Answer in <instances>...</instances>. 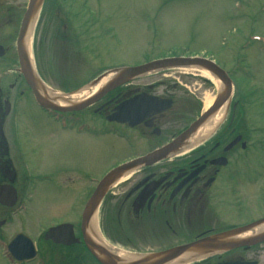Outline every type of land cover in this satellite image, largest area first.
Wrapping results in <instances>:
<instances>
[{
  "label": "flooded vegetation",
  "instance_id": "obj_1",
  "mask_svg": "<svg viewBox=\"0 0 264 264\" xmlns=\"http://www.w3.org/2000/svg\"><path fill=\"white\" fill-rule=\"evenodd\" d=\"M1 7L0 39L2 33L4 40L11 41L14 36L12 44L15 47L26 7L19 10L12 5L2 6L0 2ZM0 48V60L3 59V63L0 61V187L9 186L16 194L12 206L0 204L1 239L2 228L12 223L16 214L13 207L19 202L18 189H22L21 200L27 199L33 179L29 176V162L32 163L29 149L25 154L20 147H11L7 135L15 129L14 115L19 113L22 102L32 99L59 128L66 129L64 124L70 116L69 130L94 137L99 133L110 136L112 140H118L115 147L128 153L103 167L106 169L100 176L83 173L65 179L69 182L73 178L83 180L81 187L75 185L77 200L85 199L83 207L71 212L69 220L41 228L35 239L22 232L14 233L6 245L22 234L27 239V246L25 256L18 254L22 257H18L19 260L10 253L13 264H33L35 261L37 264H103L98 258L100 251L109 252L119 260V253H124L125 260L135 261L199 239L232 232L235 233L216 240L203 255L183 264H264V240L252 239L263 231L257 230L264 223L250 226L264 219V138L254 136L256 130H264L259 126L264 122H252L253 115L258 116L252 110L249 113V108L256 105L248 99L252 90L248 89L244 94L235 91L227 72L233 92L216 125L202 136L195 135L197 129L185 135L171 146L173 151L150 162L139 159L169 147L208 107L203 109L191 98L179 100L170 86L161 89L158 81L141 79L152 75L150 72L110 89L84 108L51 111L36 102L21 72L16 48L13 57L7 56L8 45L0 42ZM156 72L159 71L152 73ZM84 99L86 97L77 102ZM158 100H169V107L162 110L164 104ZM121 104H125L126 119L124 122L111 120ZM192 110L193 117L184 120L185 114ZM257 152L263 155L252 166L250 158ZM124 165L126 169L107 185L83 227L84 206L97 184L110 170ZM51 178L50 174L44 173L40 181L47 182ZM60 189L73 193V188L62 186L58 191ZM2 195L7 192L2 191ZM258 211L261 214L258 215ZM63 224L66 227L60 239L71 241L68 244L55 242L46 235L50 228ZM247 226L250 227L248 231L238 232ZM85 238L93 244L94 254L88 249ZM240 241L244 244H238Z\"/></svg>",
  "mask_w": 264,
  "mask_h": 264
},
{
  "label": "rangeland",
  "instance_id": "obj_2",
  "mask_svg": "<svg viewBox=\"0 0 264 264\" xmlns=\"http://www.w3.org/2000/svg\"><path fill=\"white\" fill-rule=\"evenodd\" d=\"M0 2L23 10L28 0ZM2 21L0 15V25ZM32 30L33 71L51 91L72 93L70 97L76 90H88L84 86L105 69L204 55L230 73L235 91L244 94L252 90L248 99L256 105L249 113L252 110L258 115L257 119L253 115L252 122H264V0H44ZM3 36L0 42L9 46L7 56L13 57L15 38L8 41ZM151 74L141 79L158 81L161 89L170 86L177 99L191 98L203 109L212 104L219 91L199 72L183 67ZM19 108L13 120L15 129L7 135L11 147H20L25 154L29 149V176L33 179L27 199L21 200L22 189H18L19 202L13 207L16 214L1 230L0 264H9L5 245L14 233L35 239L41 228L69 220L71 212L83 207L85 199L79 201L75 195L83 180L65 179L83 173L100 176L106 169L103 167L128 154L115 147L118 140L110 136L69 130L70 116L64 124L66 129L56 127L32 99ZM193 114V110L186 113L184 120ZM259 126L264 129V124ZM254 136L264 138V130H256ZM262 155L257 152L251 156L250 165L255 166ZM44 173L52 176L47 182L40 181ZM62 186L73 188V193L58 191Z\"/></svg>",
  "mask_w": 264,
  "mask_h": 264
},
{
  "label": "water",
  "instance_id": "obj_3",
  "mask_svg": "<svg viewBox=\"0 0 264 264\" xmlns=\"http://www.w3.org/2000/svg\"><path fill=\"white\" fill-rule=\"evenodd\" d=\"M43 1L44 0H28L26 9L24 11L20 23L18 36L15 42L16 51L19 57V61L21 63V72L23 73L27 83L30 85L36 102L38 103V105H40L43 108L56 110V111L78 110L92 104L101 96H103L107 91L124 83L129 79L139 77L149 72L176 68V67L200 68L206 72H209L220 83L222 89L221 91L218 92L212 105L203 114H201L186 129L185 132L179 135L177 139L169 147H162L158 150H155L149 153L148 155L144 156L143 158H140L139 160L151 162L165 157L168 152L174 150V147H171L173 144L181 140L185 135H189L191 132L195 131L211 114L216 112L225 103L227 104V102L229 101L232 90L231 80L229 79L225 71L221 69L217 64H215L212 60L202 57H170V58L152 60L137 66H121V67H116L112 70H108L97 76L94 80H92L88 85L85 86V87H92L96 85L100 80H102L105 76H109V79L106 82H104L91 96L87 97L82 101L79 102L76 101V103H70L69 106H63V105L61 106L59 104H55L53 102L55 100H51L47 97V92L50 90L46 86H44L43 83L34 74L33 68L29 61V56L25 52V46H24V37L27 28L34 23V19L37 13L39 12V9ZM26 63L28 65L27 67H26ZM70 94H67L66 96ZM64 99H67L65 95L63 96L59 95L57 98V100L60 101ZM139 101L141 100L139 99ZM158 103L164 104L162 110H165L169 107L170 102L169 100H158ZM125 119H126L125 104H121L119 107L116 108L115 113L111 120L124 122ZM125 167L126 165L110 170L99 181L94 192L92 193V195L90 196V198L88 199V201L84 206V211L82 213V226L90 218L91 214L93 213V210L98 204L99 199L102 196L103 192L105 191L107 185L112 180H114L119 174H121V172H123L126 169ZM2 191L7 192V195L0 196V204L4 206H12L15 203V191L13 190V188L9 186L0 187V194ZM262 223H264V219L256 221L250 226H257ZM65 227H66L65 224L52 227L48 230L46 235L48 238L52 239L55 242H62L68 244L71 241H63L60 239L61 238L60 236L63 234ZM249 229L250 227L247 226L242 229H238V232L248 231ZM232 233H225V234L222 233L220 235L210 236L209 238L206 239H199L183 246H177L157 254H151L142 257L141 259L139 258L135 261L121 260V259L119 260L115 255L106 251L105 252L100 251L98 258L103 264H167L173 260H176L179 256L183 255L185 256V260L187 261L192 258H196L200 255H203L205 253V250L213 246V243L216 240L221 239L222 237L226 235H230ZM56 236H58L59 238ZM252 239H254V241L264 240V230L259 232L258 235L253 237ZM85 242L87 244L88 249L91 252H93V249L95 250L93 244H90L86 238H85ZM238 244H244V243L240 241ZM26 246H27L26 237H24V235L22 234H19L15 238H13L12 241L8 244L7 250L11 253V255L14 258L19 260V258L25 256L23 255V253L26 250ZM18 254H21L22 257H19Z\"/></svg>",
  "mask_w": 264,
  "mask_h": 264
},
{
  "label": "bare ground",
  "instance_id": "obj_4",
  "mask_svg": "<svg viewBox=\"0 0 264 264\" xmlns=\"http://www.w3.org/2000/svg\"><path fill=\"white\" fill-rule=\"evenodd\" d=\"M32 28H33V24H31L26 31L25 37H24V46H25V50L27 51V53H29L30 55V47H31V34H32ZM195 67H185L184 69L187 71H196L199 72L201 75H203L204 77H206L207 79H209L212 83H214V85L218 88L219 91H221L222 87L220 85V83L209 73L206 72L200 68H195ZM197 69V70H196ZM109 79V76H105L102 80H100L96 85L92 86V87H88V90H81L78 91L76 94L69 96H66L67 99H64L62 101L57 100L59 94L58 92H53V91H48L47 92V97L51 100H55L53 101L55 104H59V105H63V106H69L70 103H76V101L87 97V95L89 94H93L104 82H106ZM75 100V101H74ZM224 111V106H222L220 109H218L216 112H214L213 114H211L198 128L197 131L195 133V135H204L206 133L209 132V130H211L214 125H216V123L220 120L222 114ZM264 230V226H262L261 228H259L257 231H261ZM126 254L124 253H119L118 257H120L121 259L125 260L127 259L125 257ZM185 256H183V258H177L176 260H173L167 264H183L185 262Z\"/></svg>",
  "mask_w": 264,
  "mask_h": 264
}]
</instances>
